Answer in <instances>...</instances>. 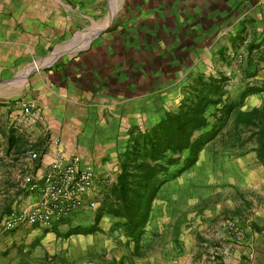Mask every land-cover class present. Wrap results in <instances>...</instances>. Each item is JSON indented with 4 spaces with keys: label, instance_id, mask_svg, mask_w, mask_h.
I'll return each mask as SVG.
<instances>
[{
    "label": "crops",
    "instance_id": "0c3cea01",
    "mask_svg": "<svg viewBox=\"0 0 264 264\" xmlns=\"http://www.w3.org/2000/svg\"><path fill=\"white\" fill-rule=\"evenodd\" d=\"M245 22L264 29V0H0V71L13 72L20 54L46 59L18 106L31 113L15 112L26 125L14 133L24 139L16 147L31 149L13 159L29 182L15 212L35 206L34 185L75 157L93 170L98 202L51 229L24 225L0 236V264H264V211L242 238L223 220L227 207H187L162 224V192L174 179L153 202L141 258L128 253L124 220L102 210L134 138L176 112L193 82L217 77L212 58ZM158 238L165 244L153 253Z\"/></svg>",
    "mask_w": 264,
    "mask_h": 264
},
{
    "label": "rangeland",
    "instance_id": "374dc122",
    "mask_svg": "<svg viewBox=\"0 0 264 264\" xmlns=\"http://www.w3.org/2000/svg\"><path fill=\"white\" fill-rule=\"evenodd\" d=\"M245 23L246 26L239 36L231 40L223 39V52L212 58L213 73L216 78L226 79L218 94L222 93L224 98L235 102L240 99L246 88L254 91L264 89V37L262 36L264 29L260 24ZM18 59L19 65L13 67V72L12 69L4 71L7 68H1L3 71H0L1 237L4 235L7 237L9 232H12L4 230V220L10 213L24 207L23 200L28 194L26 189L29 188L22 165L13 160L15 155H23L31 151L30 149L26 152L16 147L18 144L24 145L22 143L24 139L18 140L14 133L18 129L22 130L26 125L15 117V112L26 109L18 106L23 103V94L31 82L33 72L37 71L46 60L34 58L29 62L27 55L24 54H20ZM209 77L213 76L205 77L202 82H208ZM187 93V89L184 90V96ZM213 96L217 99L219 97V95ZM263 98L262 93L251 94L246 99L243 110L255 105L260 106ZM219 107L220 105L210 106L207 111L211 124L214 122L213 114ZM247 136L249 134L246 133L245 140ZM253 146L254 143L250 140L245 141L242 147L236 144L233 123L230 121L220 135L203 148L195 165L178 174L183 166L181 162L169 168L168 176L160 175L161 179L177 175L174 179L175 183L171 187L170 185L164 187L162 192L163 208L159 212L162 224L169 213L179 216L178 213L187 207L193 212L198 210L197 208L220 206V208L227 207L223 220H229V226L232 228L230 230L238 238L246 235L244 226L248 225V221L251 222L256 211H264V165L259 162L256 152L252 150ZM34 160L31 157L30 161L24 163L30 166H24L31 167ZM171 189L174 193H171ZM158 240L153 247V253L161 252L164 247L165 240L162 238ZM127 250L129 254L139 258L147 254L141 243L136 244L134 241L131 246L128 245Z\"/></svg>",
    "mask_w": 264,
    "mask_h": 264
},
{
    "label": "trees",
    "instance_id": "16d2710c",
    "mask_svg": "<svg viewBox=\"0 0 264 264\" xmlns=\"http://www.w3.org/2000/svg\"><path fill=\"white\" fill-rule=\"evenodd\" d=\"M202 80L204 78H199L188 86L177 112L167 114L148 132L134 138L116 183L104 189L102 210L123 219L126 236L136 244L140 243L160 189L177 175L165 179L159 176H168L169 168L181 162L183 166L178 174L195 165L203 148L220 135L230 121L236 144L242 147L245 141H253L252 150L264 165V98L259 107L243 110L246 99L253 93L264 94V89L246 88L235 102L218 94L225 78L209 77L204 83ZM213 95H219L218 99ZM218 105L211 124L207 111L210 106ZM246 133L249 136L245 140Z\"/></svg>",
    "mask_w": 264,
    "mask_h": 264
},
{
    "label": "built area",
    "instance_id": "2783aa9c",
    "mask_svg": "<svg viewBox=\"0 0 264 264\" xmlns=\"http://www.w3.org/2000/svg\"><path fill=\"white\" fill-rule=\"evenodd\" d=\"M30 109H25L29 116ZM33 159L37 158L32 153ZM41 200L28 211L12 212L4 220L5 231H14L21 226H39L51 229L64 218L85 208H97L94 193L95 177L91 168L82 166L81 159L75 157L70 163H59L44 176L41 185Z\"/></svg>",
    "mask_w": 264,
    "mask_h": 264
}]
</instances>
